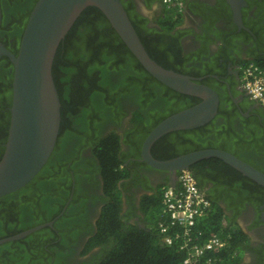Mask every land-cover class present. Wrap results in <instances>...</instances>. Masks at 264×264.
<instances>
[{
  "label": "flooded vegetation",
  "instance_id": "1",
  "mask_svg": "<svg viewBox=\"0 0 264 264\" xmlns=\"http://www.w3.org/2000/svg\"><path fill=\"white\" fill-rule=\"evenodd\" d=\"M122 1L128 15L140 25L139 35L147 50L169 69L215 91L217 113L223 107L224 115L216 113L206 124L192 128V132L167 133L172 137L165 144H158L152 155L160 156L163 149L174 156L221 149L264 171V107L248 96L240 79L248 61H264V0H185L182 14L161 0ZM235 7L239 8L238 15ZM138 76L136 87L135 82L131 88L117 92L112 106L120 105V111L114 120L99 124L92 132L73 126L59 131L58 145L53 149L54 166L44 177L54 182L49 187L52 197L66 190L65 201L50 220L41 222H52L46 227L53 231V238H37L45 255L40 253L36 264H88L111 247L110 241H105L85 252L110 198L94 151V139L110 131L120 137L118 156L128 174L116 186L121 199L119 214L125 224L144 225L141 198L159 194L173 180L177 184L181 170L174 173L151 168L143 165L139 157L145 136L159 121L185 105V94L154 78L150 80L140 73ZM134 87L135 91H130ZM167 90L175 94H168ZM135 111L139 112L138 120ZM240 116L246 120L241 121ZM199 161L188 170L207 198L209 210L220 212L226 230H241L245 235L240 264L264 262V188L227 164L228 168L222 170L218 165ZM64 175L65 179L59 178ZM65 210L66 217L62 219ZM58 219L61 223L56 227Z\"/></svg>",
  "mask_w": 264,
  "mask_h": 264
},
{
  "label": "trees",
  "instance_id": "2",
  "mask_svg": "<svg viewBox=\"0 0 264 264\" xmlns=\"http://www.w3.org/2000/svg\"><path fill=\"white\" fill-rule=\"evenodd\" d=\"M35 2L36 0H0L1 42L14 54L17 53L24 25ZM125 9L129 12L128 8ZM128 16L139 35L140 25L136 24L130 15ZM169 17L171 20V16ZM171 28L170 21L169 30ZM164 30L166 31L165 27ZM142 43L147 50L146 43L143 41ZM147 52L152 59L168 68V65L158 61L149 50ZM257 63L264 65V61ZM139 73L152 80V77L148 76L132 57L104 14L96 7H87L59 45L52 65V76L60 100V131L73 126L92 132L99 124L103 125L107 121L114 120V116L120 111V105L116 108L112 106L116 102L117 92H122L119 89L124 90L131 84L135 85V82L136 87L138 81L135 78L139 77ZM12 74V63L8 57H1L0 144L6 139L9 124ZM135 87L130 91H135ZM168 94L175 93L168 91ZM184 100L185 105L180 109L188 107L192 101L199 99L185 95ZM220 108L223 109L222 106ZM221 109L217 113L219 116L224 115ZM134 116L135 120L140 119L139 112L135 111ZM240 119L246 120L241 116ZM192 131L193 129L180 132L187 134ZM172 135L161 137L152 146V153L154 154V148L158 144H165ZM93 144L100 163L101 176L107 183L105 187L110 198L97 222L96 233L85 247V252L105 241H110L111 247L103 256H99L98 260L92 259L88 264H182L186 253L179 248L182 240H185L181 229L169 227L167 234L173 238L169 245L163 242L165 235L160 232V225L167 223L162 213V191L157 195H145L141 198L140 209L144 215V228L125 224L119 214L121 199L120 191L116 186V182L128 174L123 169V163L118 156L120 137L114 131H110L105 136L94 139ZM57 145L58 141L55 147ZM2 149L0 145V157ZM168 151L163 149L160 156L154 157L158 159L174 157L175 154L171 155ZM53 155L54 150L42 169L24 187L0 197V238L50 220L64 203L63 196L66 190L59 191L58 195L52 197L50 195L52 189L49 187L54 185V182L44 177L54 166ZM199 162L218 165L222 170L228 168V164L214 157ZM60 168L65 174L63 165ZM59 178L65 179L66 176ZM66 213L65 210L62 219L66 217ZM55 223L56 227L60 226L61 219L56 220ZM176 232L180 233V238H174ZM211 233L223 238L226 244L217 252L203 257L198 264H240L242 244L245 241V235L241 230H226L221 224L220 212L209 210L196 223L188 236L191 243H200ZM39 236L41 240L53 238V231L50 227H45L22 239L0 244V264H36V261L41 259L40 253L45 255L37 243Z\"/></svg>",
  "mask_w": 264,
  "mask_h": 264
},
{
  "label": "water",
  "instance_id": "3",
  "mask_svg": "<svg viewBox=\"0 0 264 264\" xmlns=\"http://www.w3.org/2000/svg\"><path fill=\"white\" fill-rule=\"evenodd\" d=\"M98 8L146 73L162 85L199 101L166 116L145 136L139 160L151 168L180 171L205 158H218L258 185L264 187V172L221 149H200L169 159H158L152 145L163 135L196 128L217 113L218 96L211 88L190 77L165 68L152 59L134 28L122 0H36L30 10L14 54L0 42V58L13 66L11 104L6 139L0 157V197L24 187L48 161L60 131V100L52 65L56 51L87 7ZM239 14V8H234ZM1 22V9H0ZM175 186L174 180L169 183ZM52 222L34 225L3 237L0 244L22 239ZM144 228L145 225H138Z\"/></svg>",
  "mask_w": 264,
  "mask_h": 264
},
{
  "label": "built area",
  "instance_id": "4",
  "mask_svg": "<svg viewBox=\"0 0 264 264\" xmlns=\"http://www.w3.org/2000/svg\"><path fill=\"white\" fill-rule=\"evenodd\" d=\"M164 5L171 7L175 12H182L185 0H161ZM241 86L248 96L261 103L264 107V65L255 61H248L240 73ZM209 211V203L195 178L187 169L178 174L175 186H165L162 190V213L167 219L165 225H160V232L164 234L163 242L171 244L173 238L167 234L169 227L181 229L182 240L179 248L186 253L182 264H198L199 261L214 252L222 249L226 241L216 233H211L200 243H191L188 236L196 223ZM174 238H180L176 232Z\"/></svg>",
  "mask_w": 264,
  "mask_h": 264
},
{
  "label": "clouds",
  "instance_id": "5",
  "mask_svg": "<svg viewBox=\"0 0 264 264\" xmlns=\"http://www.w3.org/2000/svg\"><path fill=\"white\" fill-rule=\"evenodd\" d=\"M161 2H162V1H161ZM163 5H164V4H163ZM184 5H185V4H184ZM165 6H166V5H165ZM166 7H167V6H166ZM168 8H169V7H168ZM170 8H171V7H170ZM172 9H173V8H172ZM174 11H175V10H174ZM183 12H184V9L182 10V12H180V13H179V12H178V13L176 12V13H177V14H182ZM168 185H169V184H167L166 186H168ZM169 186H170V185H169ZM201 191H202V190H201Z\"/></svg>",
  "mask_w": 264,
  "mask_h": 264
}]
</instances>
